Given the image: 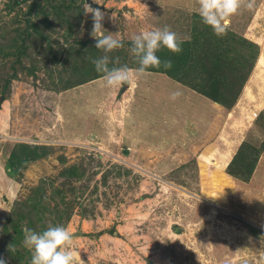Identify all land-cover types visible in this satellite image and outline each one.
<instances>
[{"label":"rangeland","instance_id":"rangeland-1","mask_svg":"<svg viewBox=\"0 0 264 264\" xmlns=\"http://www.w3.org/2000/svg\"><path fill=\"white\" fill-rule=\"evenodd\" d=\"M14 1L0 0V93L5 86L2 80L18 70L7 99L0 103V113L2 108L8 110L5 121L0 120V155L5 149L3 156L5 152L10 156L17 144L45 147L47 155L26 159L20 175L10 173L5 163L6 178L12 182L0 180V257L10 264H30L31 255L22 246V227L42 231L51 223L71 230L84 264H264V0H253L252 9L242 6L229 18L226 34L219 37L201 22L198 0H87L106 13L105 34L118 33L123 41L124 48L112 54L120 56L122 63L138 67L129 51L134 35L168 26L184 42L194 43L197 36L200 42L193 52L189 50L187 65L180 62L175 76L200 86L210 74L224 73L235 91L242 86L231 109L222 106L210 116L207 110L201 123L192 126L198 130L183 133L184 157H180L182 150L174 149L168 159L180 161L172 160L170 166L164 165L167 158L156 154L146 160L139 151L128 162L124 151L129 145L121 144L122 132L115 128L132 124L129 118L137 101L123 86L111 89L99 78L59 91L67 80L88 78L80 64L102 55L93 49V18L83 13L86 0L59 11L50 2L45 8L47 23L41 14L23 16L36 0L20 1L11 9ZM25 19L39 25L49 39L33 35L24 40L22 32L33 31ZM231 36L244 54L256 53L244 85L239 79L247 76L250 58L227 66L226 71L221 64L211 63L210 56L222 55L217 47L226 51L219 41L228 44ZM15 41L28 48L20 59L22 67L13 55ZM247 41L256 51L246 49ZM47 43L52 52H59L58 59ZM86 49L92 51L90 56L89 52L84 56ZM53 84L57 87L51 88ZM184 86L213 102L192 86ZM137 92L142 93L139 88ZM192 101L195 106L185 110L187 121L192 108L207 106ZM151 140L147 146H159L154 137ZM189 140L199 143V154L209 147L225 153L223 160H202L201 165L199 154L190 152ZM243 143L260 151L248 181L227 171ZM220 175L228 185L215 189ZM11 185L16 187L13 196L8 193ZM217 190L222 192L218 199Z\"/></svg>","mask_w":264,"mask_h":264},{"label":"clouds","instance_id":"clouds-1","mask_svg":"<svg viewBox=\"0 0 264 264\" xmlns=\"http://www.w3.org/2000/svg\"><path fill=\"white\" fill-rule=\"evenodd\" d=\"M242 6L252 9L253 0H198V15L201 22L219 37L226 34L229 18L238 14ZM83 10L86 17L91 15L93 18L90 34L96 40L95 48L102 52V55L91 62L108 88L119 89L125 85L132 88L140 77L152 75L151 69L170 70L172 61L162 60L157 55L162 48L177 55L183 51L184 39L170 27L143 29L132 37L129 51L136 58L138 67H130L121 62L120 56L112 55L124 48V43L117 38L118 33L105 34L103 21L106 13L100 8H93L87 0L83 4ZM175 95L178 93L174 94V98ZM22 232V246L31 255L30 264H84L80 252L75 248L73 233L68 227L49 223L44 230L36 231L25 225ZM0 264H7V261L0 257Z\"/></svg>","mask_w":264,"mask_h":264},{"label":"crops","instance_id":"crops-1","mask_svg":"<svg viewBox=\"0 0 264 264\" xmlns=\"http://www.w3.org/2000/svg\"><path fill=\"white\" fill-rule=\"evenodd\" d=\"M152 73V75L140 77L137 82L138 84L136 83L135 87L129 88L127 86V88L124 90L126 92L128 91V95H134V98L137 101V103H135L136 112L133 113L134 115L129 118L132 124H122L120 128L116 127L115 130L117 132H122L121 144L129 145L127 150L124 151L126 153V157H128V162L131 161L130 156L133 159L136 153L139 151L141 156L146 160H150L151 158L155 157L156 154H158L160 157L167 158L165 161H163L165 162L164 165L170 166V164L173 163L172 160H175L177 163L180 161L177 158L168 159L171 156V151L174 149L182 150L180 157H184L182 152H185L186 148L181 147L184 146V144L181 143L184 139L183 133H185V135L188 134L191 128L192 130H198L196 127L192 126L201 123L200 121L206 115L204 112L210 110L208 113L210 116L213 114L214 109L218 108V110H222L220 108L222 106L215 102L213 103L210 101H205L200 97V95L193 93L181 82L173 81L164 73ZM123 87L122 90L124 89ZM138 88L139 91H142V93L137 92ZM177 93L178 95H175L174 98V94ZM192 98H194V101H199L201 104L207 106L203 110H195V107L192 108L193 111L191 113L194 114V116L189 114L190 119L187 121L184 115L186 107L195 106ZM154 105L156 109L154 111L149 110V107ZM7 111L8 110H4V108H2L0 120L3 119L5 121L8 116ZM214 129L215 128L212 127L210 131ZM103 130L105 131V129ZM153 137L156 139L155 142L158 143L159 146H147V144L152 142L151 138L153 139ZM125 140L127 143H124ZM206 141L209 142L210 138H206ZM189 146L191 147L190 152L197 156L200 152L199 143L194 140H189L188 147ZM151 147L152 149H149ZM6 148L8 149V145ZM4 150L0 155V180L3 182V184H11L12 181L6 178L7 175L5 171V163L10 156L8 152H5L4 157ZM224 155L225 153L221 154L219 153V150L215 151V149H210L209 147L199 154V161H201V165L203 161H211L214 158L221 162ZM206 167V171H208L209 163L206 164ZM201 171H203L202 167ZM8 193L11 196L16 194V187L11 185V190L9 189ZM7 264H10V262L7 261Z\"/></svg>","mask_w":264,"mask_h":264},{"label":"trees","instance_id":"trees-1","mask_svg":"<svg viewBox=\"0 0 264 264\" xmlns=\"http://www.w3.org/2000/svg\"><path fill=\"white\" fill-rule=\"evenodd\" d=\"M20 1L22 2H26L27 0H15L14 4L11 6V9H13L15 6L20 5ZM55 1V2H54ZM60 2H57V0H36L34 3L30 4L29 9L27 11V14L23 15L25 18L29 15H36L39 17V15L41 14L43 16V20L46 22L47 21V17H48V11H46V6H48L51 2L50 7L52 9H56L57 11H59V9H71L74 6V3L76 0H69V2L67 0H59ZM46 2V4H44ZM55 5H54V3ZM76 4V3H75ZM18 20V19H17ZM20 21H22L21 19H19ZM26 20V19H25ZM19 22V21H17ZM33 22V21H32ZM27 26L28 27H33V31H24L22 32V34L24 35V40H26V36L27 37H33V35H39V37H42L44 40H46L48 37L46 35H44L43 32H41L39 29V25H36V23H31L30 19L26 20ZM47 23V22H46ZM69 27H72V24L69 23V21H67V24ZM30 39V38H29ZM49 39V38H48ZM24 40H22V44H24ZM229 42H227L228 44H225L221 42V40L219 41V44L221 46L226 45V51H221L220 47H217V51L222 52L221 54L218 55H212L210 56L211 58V63H215V64H221L223 71H226V67H233V66H237L239 63H242L243 61L247 60V59H251L252 62L249 63V68L247 69V76L242 77V79H239V81L241 82V85H244L246 83V80L249 76V74L251 73L250 71H252L254 65H255V61L257 59L256 57V53H252L250 56L248 54H244L242 52L241 49H239L237 46H235L234 44L237 43V40H235L234 36H231L229 39ZM199 37H195V41L194 43L192 42H184L182 47H183V51L180 54H173L171 53L168 49H162L161 51H159L157 53V55L163 59H170L172 61V68L170 70H164V69H151L150 71L152 72H160V73H164V74H168L170 76L175 77V79H177V81L183 83L184 85H188V86H192L195 90H197L199 93L205 95L207 98H210L211 101L220 104L221 106L231 109L234 104L237 102L238 100V96L241 93L242 90V86L238 87L239 89L237 91L234 90V86L231 85V83H229L228 80V76L226 74H222L221 75H215L216 72L214 74H210L211 77L207 80H203L205 82L204 85H198L197 83H193L191 84L188 81H184V78L180 77V76H175L174 74H176L178 72V68L181 66V63H183L184 65H187V62H189V57L192 56L189 53V50L191 52H193L194 47L198 48L197 46H199ZM245 40H242V44L244 45ZM246 44V43H245ZM47 45L49 46V50H50V44L47 43ZM234 45V46H233ZM227 46H229L228 48H230L229 50L227 49ZM247 46L251 52L252 51H256V48L254 46V44L250 43L249 41H247ZM15 47V51L13 53V55L15 56V62L18 64V66L22 67L23 64L20 62V59L22 56L26 55V51L28 50V48L26 46H21L19 47V45H16V41L13 43V46ZM94 51H97V49L94 47L93 48ZM254 49V50H253ZM87 50V49H86ZM1 51V50H0ZM72 52V50L70 51ZM89 52V56L92 54V51H85L83 54L85 56V53ZM76 54H78V51H75ZM50 54L53 55L54 59H58L57 55L59 54L58 51H51L50 50ZM87 55V54H86ZM68 56V55H67ZM73 56V55H72ZM72 56L69 53V57L72 58ZM225 57V62L221 63V57ZM248 56V57H247ZM69 58V59H70ZM89 57L86 56L85 59H88ZM193 57H191L192 60ZM219 58V59H217ZM181 62V63H180ZM130 64V63H129ZM237 64V65H235ZM131 67H137L136 63H132V65H129ZM75 67V65L73 66ZM24 68V67H23ZM80 68L85 69L84 71H82L83 74L88 75V78H84L81 80H75V81H70L67 80L65 83H63V90H59V91H66L75 87H78L80 85H83L89 81H93V80H97L99 78H101V74L97 73L95 70V66L92 63H85L82 62L80 64ZM195 69V68H194ZM32 70V72L35 71V69H30ZM218 71V70H216ZM17 73L18 70H13L12 75L7 76L5 79H3L2 81H4V87L3 90L1 91L0 95L4 96L5 99H7L9 93H10V83L11 80L17 77ZM202 81V84H203ZM185 82V83H184ZM202 86V87H201ZM57 87L56 84H53L51 88H55ZM58 89V88H57ZM237 89V88H236ZM46 148L45 147H33L27 144H17L7 163H6V167L7 170L10 171V173H16V174H21V172L19 171V169H21L22 167H25L24 163L26 161V159L30 160H35L36 157L39 156H46ZM40 152V153H39ZM251 152V157L248 156V153ZM260 151L256 148H254V146H251L247 143H243L238 151V153L235 155V157L233 158V160L230 163L229 166V170L228 173H230L231 175L233 174L235 177L239 178L242 181H248L252 174L254 173V168L256 166V160L259 156ZM255 157V161L251 162L250 160H252ZM8 164V165H7ZM12 171V172H11ZM75 174V173H74ZM15 255H20L19 253H15Z\"/></svg>","mask_w":264,"mask_h":264},{"label":"bare ground","instance_id":"bare-ground-1","mask_svg":"<svg viewBox=\"0 0 264 264\" xmlns=\"http://www.w3.org/2000/svg\"><path fill=\"white\" fill-rule=\"evenodd\" d=\"M214 175V174H213ZM216 183H218V184H215L214 186H215V189H218V187L220 186V185H223V186H227L228 185V181H227V179H226V177H224V176H216ZM227 191H229V190H227ZM218 192H219V190H217V192L215 193V198H217L218 199ZM222 193V192H221ZM220 192H219V194H221ZM224 193V192H223ZM212 197V196H211Z\"/></svg>","mask_w":264,"mask_h":264},{"label":"water","instance_id":"water-1","mask_svg":"<svg viewBox=\"0 0 264 264\" xmlns=\"http://www.w3.org/2000/svg\"><path fill=\"white\" fill-rule=\"evenodd\" d=\"M123 88H124L123 90H125V89L127 88V85H125ZM3 101H4V97L1 96V97H0V103H3Z\"/></svg>","mask_w":264,"mask_h":264}]
</instances>
